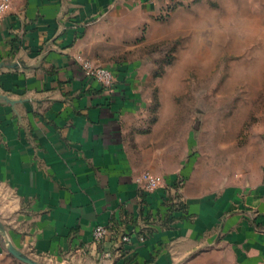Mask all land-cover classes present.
<instances>
[{"label":"crops","instance_id":"0c3cea01","mask_svg":"<svg viewBox=\"0 0 264 264\" xmlns=\"http://www.w3.org/2000/svg\"><path fill=\"white\" fill-rule=\"evenodd\" d=\"M160 13L158 0H12L1 17L0 264H23L5 240L42 264H264V138L216 173L151 67ZM82 60L114 75L113 94Z\"/></svg>","mask_w":264,"mask_h":264},{"label":"rangeland","instance_id":"374dc122","mask_svg":"<svg viewBox=\"0 0 264 264\" xmlns=\"http://www.w3.org/2000/svg\"><path fill=\"white\" fill-rule=\"evenodd\" d=\"M174 8L157 16L166 27L151 67L169 100L197 124L216 173H234L241 154L255 156L264 138V0H193Z\"/></svg>","mask_w":264,"mask_h":264},{"label":"built area","instance_id":"2783aa9c","mask_svg":"<svg viewBox=\"0 0 264 264\" xmlns=\"http://www.w3.org/2000/svg\"><path fill=\"white\" fill-rule=\"evenodd\" d=\"M160 3V9L168 11L172 9L176 4L177 0H158ZM12 0H0V19L1 17L10 10ZM167 13V12H165ZM81 67L85 72L86 76L100 84L101 88L108 94L115 92L116 79L114 75L108 70L100 66L92 64L90 61L82 60ZM136 182L139 185L142 192H153L160 185V178L152 175L148 172H143L138 175ZM107 233V229L104 226L97 225L94 227L92 235L94 244H99L104 239ZM126 239V238H125Z\"/></svg>","mask_w":264,"mask_h":264},{"label":"water","instance_id":"95a60500","mask_svg":"<svg viewBox=\"0 0 264 264\" xmlns=\"http://www.w3.org/2000/svg\"><path fill=\"white\" fill-rule=\"evenodd\" d=\"M0 235H2L3 237L5 236V230H4V227H3L1 222H0ZM5 245H6L7 251L15 259H17L18 261L22 262L23 264H42V263H39V262L31 259L30 257H28L27 255L23 254L22 252H20L9 241L5 240Z\"/></svg>","mask_w":264,"mask_h":264}]
</instances>
